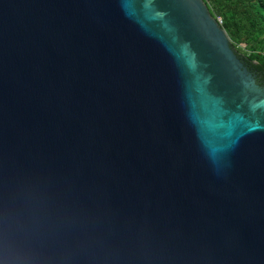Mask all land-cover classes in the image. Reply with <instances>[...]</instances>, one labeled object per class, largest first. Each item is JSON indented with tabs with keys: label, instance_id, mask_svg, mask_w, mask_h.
<instances>
[{
	"label": "water",
	"instance_id": "water-1",
	"mask_svg": "<svg viewBox=\"0 0 264 264\" xmlns=\"http://www.w3.org/2000/svg\"><path fill=\"white\" fill-rule=\"evenodd\" d=\"M204 0H0V264H264V81Z\"/></svg>",
	"mask_w": 264,
	"mask_h": 264
},
{
	"label": "trees",
	"instance_id": "trees-1",
	"mask_svg": "<svg viewBox=\"0 0 264 264\" xmlns=\"http://www.w3.org/2000/svg\"><path fill=\"white\" fill-rule=\"evenodd\" d=\"M204 1L210 14L221 19L232 47L246 54L257 81H264V0Z\"/></svg>",
	"mask_w": 264,
	"mask_h": 264
},
{
	"label": "rangeland",
	"instance_id": "rangeland-1",
	"mask_svg": "<svg viewBox=\"0 0 264 264\" xmlns=\"http://www.w3.org/2000/svg\"><path fill=\"white\" fill-rule=\"evenodd\" d=\"M238 54L242 55L245 57L246 54H244L242 51L239 50ZM246 58V57H245Z\"/></svg>",
	"mask_w": 264,
	"mask_h": 264
},
{
	"label": "built area",
	"instance_id": "built-area-1",
	"mask_svg": "<svg viewBox=\"0 0 264 264\" xmlns=\"http://www.w3.org/2000/svg\"><path fill=\"white\" fill-rule=\"evenodd\" d=\"M217 21H218L219 23H221V19H220L219 17L217 18Z\"/></svg>",
	"mask_w": 264,
	"mask_h": 264
}]
</instances>
